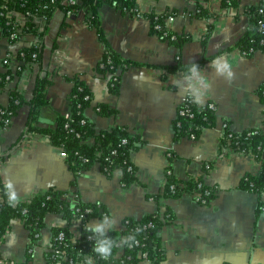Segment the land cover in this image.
<instances>
[{"label": "crops", "instance_id": "1", "mask_svg": "<svg viewBox=\"0 0 264 264\" xmlns=\"http://www.w3.org/2000/svg\"><path fill=\"white\" fill-rule=\"evenodd\" d=\"M141 12L123 11L116 1L97 6L103 38L89 21L91 6L79 0L78 8L68 15L57 9L41 39V62H26L19 52L35 41L31 34L9 38L0 26V74L16 66L20 73L0 88V107L7 108L12 91L22 95L23 103L5 125L0 114V175L11 202L18 204L50 189L65 191L72 203L101 206L100 215L67 222L61 213L47 214L32 250L33 264H47L52 248L54 227L67 226L78 236L85 226L104 224L105 230H121L126 218L141 219L149 213L173 214L159 230L165 258L159 264H264V193L241 186L245 176H257L261 162L252 152L234 149L223 143L222 127L242 132L261 127L264 103V49L245 55L237 46L251 25L246 7L261 0H238L237 7H226L224 0H133ZM202 5L211 14L199 16ZM167 15V28L183 37L181 44L161 38L151 30L144 14ZM16 19L25 22L22 13ZM45 26V25H44ZM108 51L132 62L121 73L119 89L110 87L111 74L99 64ZM223 57L231 65L234 77L229 81L211 67ZM5 58L10 64H5ZM203 61L202 65L193 63ZM179 65V66H178ZM47 76L51 84L48 102L42 106L37 125L54 127L57 117L71 116L70 98L75 79L91 90V103L85 116L97 131L123 125L137 136L130 160L136 167V179L122 183L123 170L107 174L95 162L83 172L72 170L65 150L48 137L28 130L37 79ZM208 87H203L199 82ZM203 92L198 96L196 89ZM192 97L204 105L215 103L216 122L201 130L197 138L177 135L175 119L178 106ZM113 112L101 113L99 105ZM90 143L94 139L89 140ZM180 180L202 179L214 188L215 195L201 203L193 193L178 197L154 196L164 192L168 170ZM1 190V188H0ZM31 243L29 230L14 218L0 243V257L24 263ZM122 252L121 250H119ZM143 258L138 264H149Z\"/></svg>", "mask_w": 264, "mask_h": 264}, {"label": "trees", "instance_id": "2", "mask_svg": "<svg viewBox=\"0 0 264 264\" xmlns=\"http://www.w3.org/2000/svg\"><path fill=\"white\" fill-rule=\"evenodd\" d=\"M87 5L91 6L89 11V21L97 28L101 38H103L102 29L97 17V6L106 0H84ZM116 1L117 5L124 11L126 8L135 7L133 0H112ZM199 2V0H197ZM226 7H237L238 0H224ZM70 8L61 1L52 3L50 0H0V26L4 33L11 38L12 33L16 36L12 39L19 38L22 34H31L38 39L45 37L48 23L51 20L53 13L59 9ZM72 8V7H71ZM78 5L74 7V11ZM246 13L251 16V25L246 33L239 39L237 46L245 55L253 54L257 49H264V33L259 30V22L264 19V0H261L257 5L246 7ZM26 13L27 18L23 28H16V14ZM32 14L37 16L44 15L46 17L45 26L38 27ZM199 16H210L202 5L199 4ZM151 21V30L161 38L181 44L183 37L178 35L176 40H171L163 34V29L166 30L165 14H157L151 12L144 14ZM159 24L162 28H156ZM170 33H174L169 30ZM176 34V33H174ZM37 54L36 57L33 53ZM109 56L111 62H108ZM23 63L26 62H41L42 45L37 48L35 44L24 48L18 54ZM105 67H99L104 74H111L109 83L111 90L117 92L120 84L122 71L133 63L123 60L108 51L103 58ZM203 61L193 63V65H202ZM179 66V65H178ZM22 68V67H21ZM21 69L12 72L10 69L0 74V88L8 81L13 79L15 75L20 73ZM51 84V79L47 76L37 79L35 96L32 101V109L28 121L29 132H36L49 138L52 144L60 146L65 150L66 159L70 168L76 172H83L91 167L95 162L100 163L103 170L111 175L115 168L123 170L122 183L124 186H129L136 179V167L130 160L131 152L136 147L138 137L131 135L128 128L123 125L115 126L109 130L97 131L95 125L85 116V108L91 103L93 94L88 86L81 80L75 79V87L70 98L71 116L57 117L54 127H40L37 125L38 118L42 106L47 104V90ZM264 87L260 89L261 100L264 103ZM11 102L5 111L2 113V118H11L23 103L22 95L17 91H12ZM89 97V99L86 98ZM201 104L194 99L181 103L178 106L177 117L175 119V129L177 135L194 134L197 138L201 130L207 126H213L216 122V109L208 106L201 108ZM1 108V107H0ZM186 108L190 109L193 116L179 114V110ZM101 113L110 114L113 112L107 106L99 105ZM180 123V125H178ZM231 134V135H230ZM228 136L231 137V145L236 150H245L252 152L261 162V172L259 175L245 176L241 182V186L258 192L260 195L264 193V123L261 127L246 129L242 132H235L230 129L222 137L223 143L227 142ZM93 138L94 142L89 140ZM126 140V142H124ZM133 165L130 170L129 166ZM203 187L199 189L198 185ZM0 243L11 226L14 218L21 219L26 228L29 230L31 243L29 244L27 259L20 264H33L32 250L42 227L45 225L47 214L52 212L61 213L63 218L70 223L74 219L81 218L86 224L90 217L100 215L98 204L94 203H72L67 199L65 191L50 189L44 193H40L30 198L29 200L21 201L18 204L11 202L8 189L3 183L0 175ZM207 186L202 179H177L173 173L167 174V183L162 194H156L154 198L159 201L161 197L174 198L184 192L194 193L197 190L203 191ZM214 188L211 194L207 197L208 202L215 195ZM173 214L166 211L164 215L149 213L141 219L126 218L123 223L125 227L121 230L110 229L105 230L107 237L116 241L118 246L113 247L112 255L108 260L101 259L94 251L93 246L96 242V237L93 233L86 231L87 226L83 227L80 234L76 236L67 226L54 227L52 230V248L48 253L47 264H69L72 259L77 264H84L91 257L94 258L96 264H138L142 257V252L147 251L149 264H159L165 258V252L161 249V239L158 235L161 227L168 221L172 220ZM139 229V231H137ZM64 234L62 242L58 240L60 233ZM92 236L93 239H89ZM129 236H134L135 240L141 242L140 245L130 247L124 244L122 239H127ZM129 240V243H134ZM121 241V242H120ZM121 250L122 252H120ZM0 264H18L8 260H3L0 257Z\"/></svg>", "mask_w": 264, "mask_h": 264}, {"label": "built area", "instance_id": "3", "mask_svg": "<svg viewBox=\"0 0 264 264\" xmlns=\"http://www.w3.org/2000/svg\"><path fill=\"white\" fill-rule=\"evenodd\" d=\"M50 1H51L52 3L57 2V1H61L62 3H64V4L67 5L68 7H70V8L67 10V14H68V15L73 14V12H74V7L77 6V5L79 4V0H50ZM71 7H72V8H71ZM124 11H126V12H134V13L137 14V15H141V12H139V10H138L137 8H135V7H132V8H130V9L126 8ZM22 15H24V17L27 18V14H26V13H25V14L22 13ZM158 15H159V14H158ZM32 17H33V19L36 21L37 26L40 27V28H42L43 25H44L45 22H46V17H45L44 15H42V16H37V15H34V14H32ZM259 25H260V26H259V30H260V32L264 33V19H262V20L259 22ZM23 26H24V22H20V21H18V20L16 19V28H18V30H19V29L23 28ZM156 28L162 30V28H161V26H160L159 24L156 25ZM163 34H164L166 37H168L169 39H171V40H176V39L178 38V35H177V34H174V33H170L168 28H166V30L163 29ZM15 36H16V33H15V32L11 34V38H14ZM33 44H35L36 47L39 48V47H40V44H41V39H38V38L35 37V41H34ZM33 56H34V57L37 56L36 52L33 53ZM108 62H111V57H110V56H109V58H108ZM5 64H6V65H7V64H8V65L10 64V59H9V58H5ZM99 66H100V67H105V63H104L103 60L100 62ZM21 67H22V66H16V69L19 70V69H21ZM263 93H264V92H263ZM86 98L89 99L88 96H86ZM191 99H193V98H192V97H187V98L184 99V101H183L182 103L187 102L188 100H191ZM206 106H208L209 108H212V109H216L215 103H213V102L206 103V104L202 105L201 108L206 107ZM4 111H5V110H4L3 108H0V114H1V116H2V113H4ZM179 114H181V115L187 114V115L193 116V113L190 111V109H186V108H183V109L179 110ZM2 120H3V123H4L5 125H7V124L9 123L10 118H2ZM178 125H180V123H178ZM222 129H223V131H222V137H223L227 131H230L229 123H228V122H224V123H223V127H222ZM193 135H194V134H191V137H192V138H194ZM230 135H231V134H230ZM227 141L231 144V137H230V136H228V140H227ZM124 142H126V140H124ZM231 146H232V145H231ZM232 147H233V146H232ZM240 151H241V152H246L245 150H240ZM129 169L132 170V169H133V165H130V166H129ZM171 172H172V170L169 169V170H168V173L170 174ZM198 187H199V189H201V188L203 187V185H202V184H199ZM212 189H213V188L207 187V188H204L203 191L197 190V191H195V192L193 193V195H194V196L197 198V200H199L201 203H205V204H206V203H208V198H207V197L211 194ZM82 217H83V214H82L81 218H82ZM63 239H64V234L61 232L60 235H59V237H58V240H59L60 242H62ZM140 244H141V242H140L139 240H135V242L132 243L130 247H133L134 245H140ZM141 255H142L143 258H148V253H147V251H143ZM92 260H93L94 264H96L95 259L92 258ZM69 264H77V263H75V262L71 259V260L69 261ZM84 264H85V262H84Z\"/></svg>", "mask_w": 264, "mask_h": 264}, {"label": "clouds", "instance_id": "4", "mask_svg": "<svg viewBox=\"0 0 264 264\" xmlns=\"http://www.w3.org/2000/svg\"><path fill=\"white\" fill-rule=\"evenodd\" d=\"M210 66L216 70V73L218 75L226 77L229 81H231V79L234 77L232 65L223 57H219V58L213 60V62ZM195 69H196V66L193 65V67H192L193 73H195ZM199 82L202 84L203 87H205V88L208 87L207 84L203 83V78H200ZM195 91H196L198 96L203 95V92L200 89L197 88ZM104 222H105L104 224H98L96 226L90 225L86 228V231L93 233L94 236L96 237V242L93 246V251L101 259L108 260L110 258V256L112 255L113 247L118 246V244L116 241L112 240L110 237H107V235H106L105 224L108 222L107 217H105ZM113 224H114V221L112 222V225L109 227L108 230L111 229ZM137 231H139V229H137ZM89 239H93V237L90 236ZM129 240L134 241L135 237L129 236V237H127V239H122L121 241H123L124 244H128L129 246H131V243L128 242ZM85 264H94V262H93L92 258L89 257L86 260Z\"/></svg>", "mask_w": 264, "mask_h": 264}]
</instances>
